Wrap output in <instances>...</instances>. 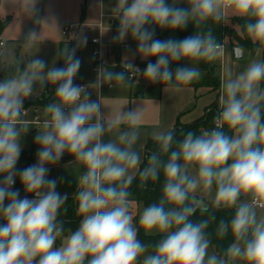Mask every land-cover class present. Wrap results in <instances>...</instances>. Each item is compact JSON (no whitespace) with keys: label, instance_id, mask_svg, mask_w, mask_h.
<instances>
[{"label":"clouds","instance_id":"obj_1","mask_svg":"<svg viewBox=\"0 0 264 264\" xmlns=\"http://www.w3.org/2000/svg\"><path fill=\"white\" fill-rule=\"evenodd\" d=\"M186 2L187 8L176 6L177 0L172 4L166 0H117L114 12L119 27L113 40L123 41L130 35L142 57H157L143 70L132 63L125 68L152 82L166 86L174 82L175 90L182 91V86L199 80L201 72L180 67L173 73L170 62L212 61L222 55V46L211 30L180 40H159L147 25L175 30L193 22L199 28L209 19L221 21L229 13L248 18L245 32L258 45L256 54L264 51V0ZM34 38L35 33L30 32L29 45ZM86 43L87 37L81 36L75 47L63 49L64 67L45 71V61L33 59L18 74L0 81V174H5L0 181V219L5 221L0 224V264H233L238 260L264 264V60L252 61L235 76L226 69L214 127L201 130L199 135L188 131L166 163L154 153L148 166L139 171L141 185L159 178L161 164L165 178L163 198L139 213L140 229L163 235L153 252L146 254L150 246L137 238L134 202L128 191L141 163V155L133 150L141 113L132 110L105 122L100 104L90 99L83 86L73 83L81 66L75 52ZM113 80L123 82L124 72L101 67L95 86ZM46 82L56 85L58 103L45 107L46 119L34 138L40 145L38 163L19 171L25 192L34 198H19V191L13 190L15 169L22 151L21 137L30 128V122L22 118L23 104L25 98L36 94L35 84L43 89ZM122 122L131 131L120 132L117 141L104 142V134ZM225 127L233 133L231 137L224 133ZM153 138L161 153H167L173 131L155 132ZM65 152L85 169L75 194L79 228L67 236L63 223L57 221L67 195L56 191L55 179L46 178V165L58 163ZM190 166L197 168L195 177L188 175ZM214 183L213 206L235 208L230 224L221 221L217 229L220 237L230 229L234 238L223 257L208 253L210 241L204 230L209 222L189 219L197 203L201 211H207L203 200L190 194L198 188L208 194ZM165 204L172 207L166 210Z\"/></svg>","mask_w":264,"mask_h":264},{"label":"rangeland","instance_id":"obj_2","mask_svg":"<svg viewBox=\"0 0 264 264\" xmlns=\"http://www.w3.org/2000/svg\"><path fill=\"white\" fill-rule=\"evenodd\" d=\"M116 5L117 0H0V21L5 24L1 36L6 42L4 46L0 45V81H3L6 77L18 74L33 59L45 61L47 65L45 71H47V68L51 67H64L65 63L62 51L65 47L62 48L61 43L68 41L70 47L73 48L76 46L81 36H86L87 43L78 47L75 52V56L81 61V66L74 77L73 83L89 82L88 90H86L91 94L90 97L100 104L103 114L106 113V111H114L116 108L120 107L123 111L128 110L130 108V101L125 97L123 92L118 98L114 99L109 97L108 92L112 88L116 90L122 88H124V90H130L131 87L136 91L142 89V86L133 83H113L110 81L113 86L112 88L107 86L99 90V88L95 86L97 80L91 70L93 57L92 47L89 41L94 36H99V30L96 25L100 21L101 7L104 9L105 13L108 14V16L104 18V24L108 28L105 31L104 38L108 41L110 46L113 27V20L110 16L115 13L114 9ZM238 18V16L229 13L224 19V22L229 28L241 33L242 27L237 21ZM68 24L78 26L77 33L74 36L68 37L63 34V28ZM30 32L35 33V38L29 45ZM225 45V51L230 53L232 48L231 40H228V44L226 43ZM146 59L148 58H144L140 55V61H146ZM258 59H260V55ZM109 60L116 62L115 69L117 66L125 68L127 63H132L135 66L139 64L138 61H135V49L131 47H124L121 61H116L113 56H109ZM237 60L242 63H251L257 60L256 53L253 54L246 51L245 56ZM208 62L213 65L214 74L224 77L225 58L221 60V57H218ZM182 64L183 67L198 68L201 72L199 80L204 81L209 78L207 75L208 72L201 69L196 62L183 60ZM112 65L108 66L106 70L114 72L115 69ZM128 71L132 75V71ZM104 82L109 83V81ZM37 88L38 86L35 89ZM44 88L46 89L44 97L49 100V103H58L55 95L56 85L46 82ZM31 117L30 115L29 118ZM42 118L46 119L44 111ZM40 123L30 124L28 132L21 137L20 141L22 149L34 150V164L38 163L37 153L40 150V145L34 142V138L39 131ZM64 155L68 156L70 154L65 152ZM50 165L51 164L46 165V167ZM51 172L52 169H49L48 174ZM4 175L5 174H0V181ZM188 175L190 177H195L197 175V168L195 166H190ZM215 192L216 185L214 183L210 193L205 194L198 188L196 192L192 194L207 202L213 203ZM135 198L136 196L134 194L129 195V199L134 202L132 211L135 216L134 223H137L139 213L142 212L146 206L143 202H139ZM245 199L246 197H241V201ZM64 235L67 236L69 234ZM59 244L60 240L58 239L56 247H59ZM208 253L209 255L216 254L219 256L211 244H209ZM233 264H243V262L238 260L233 262Z\"/></svg>","mask_w":264,"mask_h":264},{"label":"trees","instance_id":"obj_3","mask_svg":"<svg viewBox=\"0 0 264 264\" xmlns=\"http://www.w3.org/2000/svg\"><path fill=\"white\" fill-rule=\"evenodd\" d=\"M166 2L172 4L173 0H166ZM176 6L187 8L188 4L186 0H177ZM247 19H248L247 17H239L237 19L238 23L242 27L241 33L236 32L232 28H229L225 24L223 19L219 22H215L209 19L205 23L201 24L199 28H197L193 22H189L188 26L185 29H175V30L161 29L156 25H147V27H149L150 30L151 29L155 30L154 39H159V40H167V39L180 40L187 36L196 34L197 32L204 34L207 33L209 30H211L217 43L228 44V40H231L232 47L237 45L244 48L246 51H249L254 54L256 53L255 49L258 47V45L253 44L245 32L244 26ZM114 25L115 28L112 30V36L110 39L111 45L108 47V52H107L108 56H113L114 59L118 62L121 61L123 58L125 44H128L129 46H132L136 50V58L139 63L137 66H139L141 70H143L146 67L148 62L155 63L157 57H149V60L146 62L139 60L140 54L137 52V41L134 40L130 35L126 36L123 41H114L113 37L118 34L119 25L117 20L114 21ZM4 26L5 24L2 21H0V36ZM61 46L62 48L65 47L71 49L70 45L68 44V41L62 42ZM261 54H262L261 60H264V51H261ZM182 62L183 60L170 62L169 66L173 71V73L177 68L183 67ZM196 64L201 69L208 72V76L213 87L215 89H220L221 78L219 75L214 74L213 65L210 64L208 61H198L196 62ZM115 72H124L125 80L121 83H127V84H132L136 79V77L138 75H141L139 73L138 74L134 73L131 75L128 69L121 66H117ZM112 82L116 83L117 81L113 80ZM194 83L195 81H193L190 84H194ZM155 84H162V83L152 82V81L150 82V85H155ZM37 86H38L37 89H40L39 83L34 85V89ZM262 87H264V85H262ZM43 90L45 94L46 89L44 87ZM44 94L42 95V97L36 99L35 101L32 102L25 101V104L27 106H33V107L48 106L51 103H49V100L46 97H44ZM137 94H142V92H137ZM219 111H220V105H219V99L217 98L214 102H212L210 105L207 106L205 113L201 117L189 123L177 122L175 127L172 129L173 141L167 153H161L157 141L152 137L149 138L146 145L147 153L140 166L139 171L148 166V159L154 153L158 156L162 164L166 163L171 155V152L177 151L179 149V145L188 131H192L196 135H199L201 133V130L212 129L214 127L213 118L218 115ZM262 117H264V110H262ZM223 131L229 137L233 135V133L229 131L227 127H225ZM34 159H35V154L33 149H22L15 169L17 171V176H16L17 181L15 179V183H18V187L15 190L19 191L20 193L19 198H24L26 196L27 197L34 196V194H29L25 192L24 187L20 182V178H19V171L30 165H33ZM230 162L231 161H229V163ZM162 164H161L159 178L156 181L149 180L145 182L143 185H141V181L139 178V171H138L132 181L131 186L128 189L129 193L134 194L136 196L135 199L139 202H143L146 207L152 204H158L160 200L163 198V185L165 182V178L162 172ZM75 194L72 196H67V200L65 201V204L62 207L60 214L57 217L58 223L59 222L63 223L64 234H70V232H74L79 228L81 217L76 215V208L78 202L75 199ZM191 195L193 194H190V196ZM207 203L209 204V206L207 207V211H201V208H197L194 215L191 216L189 219L194 223L202 222L204 220H207L209 222L208 227L204 230L205 236L209 239L210 244L214 247L218 255L220 257H223L229 245L233 243L234 238L232 236L230 229L223 237H220L218 235L217 229L221 221H224L226 224H230L232 218L235 215V208H225V207L216 208L213 206V203L210 202ZM171 207H172L171 205L165 204L166 210L170 209ZM4 223L5 221L3 219H0V224H4ZM136 224L138 227V222ZM137 238L143 244L150 246L148 249V254H150L153 252L154 246L163 238V235L157 232H151L146 234L143 229H140L138 227Z\"/></svg>","mask_w":264,"mask_h":264},{"label":"crops","instance_id":"obj_4","mask_svg":"<svg viewBox=\"0 0 264 264\" xmlns=\"http://www.w3.org/2000/svg\"><path fill=\"white\" fill-rule=\"evenodd\" d=\"M110 18L112 19V16H110ZM107 29L108 28H106V30ZM89 44L92 47L90 41ZM129 47L133 48L132 46ZM259 55L260 59H258ZM259 55L256 54L257 60L262 59V54L260 53ZM224 58L225 70L230 68L233 76L239 74L250 64L238 61L237 58L233 56L232 50L230 53L225 52V55L223 58L221 57V60H223ZM148 60L149 58L146 59V61ZM135 61H137L136 50ZM111 65L112 64L108 66ZM112 66L115 69V65L113 64ZM225 70L224 76L226 75ZM220 78H222V76H220ZM150 82L151 81L147 80L143 76L138 75L133 84L142 86V89L140 90L134 91L133 87H131L130 90H124V88L116 90L112 88L113 86H111L112 89L108 92L109 97L111 99L118 98L123 92L125 94V97L130 101V108L126 111H123V109L120 107L116 108V110L114 111H106V113L103 114L104 121L108 122L115 119L116 117H123L125 113L132 110L139 111L141 113L140 126L137 129L138 139L133 146V150L137 151L141 155V163L138 166V169L135 170L136 174L139 171L140 166L147 153V141L149 138H153V133L160 131H170L175 127L177 122L189 123L196 120L205 113L208 105L214 102L217 98L219 99L220 95V89H215L209 78L204 81H195L194 84L184 85L182 86V91L179 92L175 90L174 83L172 85L166 86L163 84L150 85ZM86 83L89 86V82ZM137 92H142V94H137ZM90 99L93 100L91 97ZM33 108H37L39 110L38 112L41 116V120L43 121L44 119L42 118V115L45 107L39 106ZM31 116L32 117L30 119L33 118V114H31ZM30 124L38 123L30 122ZM124 131H131V129L128 127L127 123L122 122L117 129H113V131L111 132H106L102 139L104 140V142H108L109 140L117 141L119 133ZM120 146L123 147V145ZM48 167L49 169H52V172L49 174L47 173L46 178L55 179L57 181L56 191L59 192L62 196L74 195L78 190L77 181L79 175L85 171L83 166L78 165L75 162V158L73 156L63 155L58 163L51 164ZM3 178L1 179V181L3 180ZM15 179L17 181V177H15ZM17 187L18 183H15V185L13 186V190H15ZM27 198L32 199L34 198V196H30ZM7 203L8 201L6 200L5 205H7Z\"/></svg>","mask_w":264,"mask_h":264},{"label":"built area","instance_id":"obj_5","mask_svg":"<svg viewBox=\"0 0 264 264\" xmlns=\"http://www.w3.org/2000/svg\"><path fill=\"white\" fill-rule=\"evenodd\" d=\"M107 16L106 13H104L103 8L101 7V11H100V21L98 22V24L96 25L98 27L99 30V36H94L93 38L90 39V43L92 44V57H93V62L91 65V70L95 75V78L97 80V76H98V69H100L101 67H103L104 69H106V67L110 64H116V62H112L109 60V56L107 55L108 52V47H109V43L108 41L105 40L104 38V31L106 30V26L104 24V18ZM112 19H113V27L112 30L115 28L114 25V21H118V25H119V18L118 15L115 13L112 15ZM77 25L74 24H68L65 25L63 28V34L67 35L68 37L74 36L77 33ZM6 44L5 40L3 39L2 36H0V45L4 46ZM220 45L222 46V55L220 57H224L225 55V43H220ZM125 47H129L128 44H125ZM128 64V63H127ZM130 70V69H128ZM132 74H134L135 72L133 70ZM76 85H80L83 86L85 89L88 88V84L86 82H79ZM111 87L112 83H106L104 81H101L100 86L98 87L99 90H101L103 87ZM23 108L25 110V114L22 117L23 119L31 122V123H40L43 122L41 120V116L39 114V110L37 108H33L32 106H27L24 102L23 104ZM33 114V118L30 119L29 116ZM15 185V184H14Z\"/></svg>","mask_w":264,"mask_h":264},{"label":"water","instance_id":"obj_6","mask_svg":"<svg viewBox=\"0 0 264 264\" xmlns=\"http://www.w3.org/2000/svg\"><path fill=\"white\" fill-rule=\"evenodd\" d=\"M231 50H232V53H233V56L235 57V58H237V59H241V58H243L244 56H245V50L242 48V47H240V46H237V45H235V46H233L232 48H231ZM137 66V65H136ZM137 67H139V66H137ZM135 72V71H134ZM136 73V72H135ZM136 74H138V73H136ZM34 92L36 93L35 95H32V96H30V97H28V98H25V100H24V102L25 101H35L36 99H38V98H40V97H42V95L44 94V90L43 89H34ZM198 198V197H197ZM199 199H201V198H198V200ZM203 200V199H202ZM203 205H206L207 207L209 206V204L205 201V200H203ZM195 206V208L197 209V208H201L202 206L199 204V203H197L196 205H194Z\"/></svg>","mask_w":264,"mask_h":264}]
</instances>
